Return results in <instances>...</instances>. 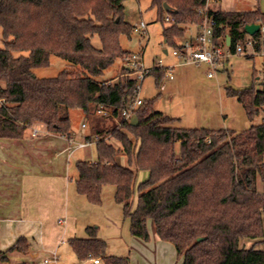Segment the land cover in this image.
Returning a JSON list of instances; mask_svg holds the SVG:
<instances>
[{
    "label": "trees",
    "instance_id": "1",
    "mask_svg": "<svg viewBox=\"0 0 264 264\" xmlns=\"http://www.w3.org/2000/svg\"><path fill=\"white\" fill-rule=\"evenodd\" d=\"M124 2L0 0V137L23 138L27 130L43 124L50 133L72 138L70 110L75 108L87 118L100 107L109 110L113 119L121 115L134 98L138 79L125 64L115 80L98 77L132 53L121 44L122 36L131 37L134 31L124 17ZM152 2L164 26V42L172 49L181 47L179 40L187 34L188 24L201 22V10L207 5V0ZM164 3L173 12H167ZM208 15L215 21L216 43L229 34L233 50L246 36L241 28L264 22L260 9L229 11L213 4ZM167 16L172 23H167ZM95 36L100 47L93 43ZM52 54L67 60L71 68L55 77H37L34 69L49 65ZM152 73L160 83L166 69L156 66L147 75ZM227 93L243 104L250 120L264 109V89L227 87ZM106 117L98 115L92 126V135L100 136L98 160L76 162L79 194L100 203L103 187L114 185L132 235L149 241L151 221L154 233L175 245L182 264H264V249L241 245L243 239H264V121L242 132L177 127L176 118L155 110L154 100H144L132 120L119 126L107 128ZM121 154L128 165L118 161ZM140 172L147 178L139 183ZM68 242L80 261L103 258L106 264H129L105 253L106 242L97 227H87L86 237ZM29 249L21 237L0 252V260L14 250L28 253Z\"/></svg>",
    "mask_w": 264,
    "mask_h": 264
},
{
    "label": "rangeland",
    "instance_id": "2",
    "mask_svg": "<svg viewBox=\"0 0 264 264\" xmlns=\"http://www.w3.org/2000/svg\"><path fill=\"white\" fill-rule=\"evenodd\" d=\"M214 4L223 10L260 9L264 12V0H219ZM124 17L133 25L144 21L147 27L144 32L134 30L131 37L122 36L121 44L125 50L142 54L147 68L164 66L168 71L169 61L171 60L174 64L170 70L174 79L165 76L158 83L157 75L152 73L144 78L140 90L142 99L155 101V110L176 118L173 122L174 126L211 130L230 129L242 132L264 121V109L253 120H250L243 104L227 93V87L264 89V57L256 55L250 58L243 54H234L225 62V66L215 71L214 77H209L208 64L181 63L172 54L173 49L164 42V26L158 19V9L153 5L152 0H125ZM188 26V32L179 40L180 43L194 38L198 32L197 25L188 24ZM247 36L246 34L245 37ZM93 43L97 47L101 46L98 36L93 38ZM2 46V28L0 27V47ZM164 49L168 50V54L164 52ZM159 62L162 64L159 65ZM123 65V60H116L98 79L115 80ZM70 68L71 65L67 60L52 54L49 65L35 68L34 73L39 78H50ZM255 70L258 71L257 78H254ZM80 112L81 109H72L70 118L77 139L82 141L85 138L84 133L92 131V126L97 123L96 117L99 114L95 113L94 118L92 116L84 118ZM106 119L107 128L118 125L113 117L107 116ZM84 123L86 127H83ZM36 125L44 128L43 124ZM109 140L116 146L120 145L116 139L110 138ZM74 158L93 162L98 160L96 140L93 139L85 148H80L78 156ZM117 159L123 165L129 164L126 155L121 154ZM72 175L75 177L71 186V208L77 215V237H86L87 227H97L98 236L106 242L105 253L107 255L125 258L129 264H182L183 258L178 255L175 245L158 238L151 221H149L151 234L149 241H143L132 235L130 220L124 216L123 205L115 199L116 187L114 185H105L101 202L92 203L76 190L75 181L79 172L75 163L72 165ZM146 178L145 172L139 173V183ZM258 185L262 190L263 183L260 178ZM137 200L138 191L134 196V207ZM254 244L257 248L264 249V239L263 241L241 240L243 246ZM57 257L56 264H94L93 259L80 261L67 242L60 247ZM100 259L101 264H106L103 258Z\"/></svg>",
    "mask_w": 264,
    "mask_h": 264
},
{
    "label": "crops",
    "instance_id": "3",
    "mask_svg": "<svg viewBox=\"0 0 264 264\" xmlns=\"http://www.w3.org/2000/svg\"><path fill=\"white\" fill-rule=\"evenodd\" d=\"M172 64L170 60L167 67L173 68ZM80 113L87 118L83 110ZM33 128L38 129V135L33 136L30 128L23 138L0 137V252L8 251L21 237L30 247L28 253L10 252L0 264H43L44 259L57 255L65 242L77 237L71 186L75 177L72 165L76 167L80 160L74 156L80 148L71 145L70 138L48 132L45 126ZM84 134L90 136L92 131ZM72 138L81 141L73 129Z\"/></svg>",
    "mask_w": 264,
    "mask_h": 264
},
{
    "label": "built area",
    "instance_id": "4",
    "mask_svg": "<svg viewBox=\"0 0 264 264\" xmlns=\"http://www.w3.org/2000/svg\"><path fill=\"white\" fill-rule=\"evenodd\" d=\"M219 0H207L206 7L201 10L203 18L201 22L197 25L198 32L194 38L187 39L180 43L181 47L173 49V55L177 57L181 63H194V64H208L209 65V77H214L215 71L225 66V62L234 54H243L245 56L249 55H261L264 57V22L261 23V27L257 32L259 37L254 38V35H249L243 40H240L235 45V49L231 48L232 38L229 43H227V36L223 39L222 43H216L215 41V21L212 17L208 15L209 6L218 2ZM166 21L172 23L173 18L167 16ZM146 23L140 21L138 24L134 25L135 31H145ZM258 45H260V50H258ZM125 66L131 71L130 75L138 79V82L134 91V98L127 103L126 107L122 110L119 117H115V121L118 126L121 124V121H131L133 113L135 110L144 103V99L140 97V90L142 88V82L146 75L150 72L151 68H147L143 61L142 54L131 53L123 59ZM162 62H159L161 65ZM161 67V66H159ZM162 68H165L162 66ZM169 70H166V76L169 79H173L174 76L170 71L171 66L167 67ZM166 69V68H165ZM96 113L101 116H109L110 111L100 107L96 110ZM87 125L84 123L83 127ZM39 131L37 128H32V135H38ZM106 139H110V135L105 136ZM95 139L96 142L100 139L98 134H93L92 139H89L88 136L85 137L82 141H74L73 138H70V143L76 148H85L88 144ZM58 257L56 254H53L50 258H46L43 261V264H56ZM95 264H100V258H93Z\"/></svg>",
    "mask_w": 264,
    "mask_h": 264
},
{
    "label": "water",
    "instance_id": "5",
    "mask_svg": "<svg viewBox=\"0 0 264 264\" xmlns=\"http://www.w3.org/2000/svg\"><path fill=\"white\" fill-rule=\"evenodd\" d=\"M164 8L169 13L173 12V9L167 3H164ZM260 27H261V22H251V23L246 24L240 30L249 35H255L259 31ZM226 39H227V43H229L231 41V36L228 35ZM165 52L167 53V50H165ZM202 239L203 238H199V240H202Z\"/></svg>",
    "mask_w": 264,
    "mask_h": 264
}]
</instances>
